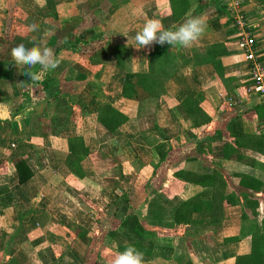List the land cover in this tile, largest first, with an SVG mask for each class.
Here are the masks:
<instances>
[{
  "label": "crops",
  "instance_id": "0c3cea01",
  "mask_svg": "<svg viewBox=\"0 0 264 264\" xmlns=\"http://www.w3.org/2000/svg\"><path fill=\"white\" fill-rule=\"evenodd\" d=\"M252 1L264 7V0ZM83 2L90 13L97 12L105 3L109 4L106 16L97 25L99 34L93 31L94 25L77 27L84 38L92 39V45L100 43L103 37L97 54L86 61V65L99 69L102 78L90 77L77 67V59L83 57V52L71 59L59 58L58 68L71 70L73 77L71 75L70 78L82 81L86 86L77 88V95L73 96L74 106L81 97L103 98L102 103L89 112L91 115L103 104H109L127 120L114 135L96 125L94 129L77 134L76 126L68 123L71 116L65 117L57 126L50 124V117L55 116H49L48 109L46 114L42 110L39 114L23 111V95L19 93L23 88L16 90V81L27 85L32 79L23 73L24 68L18 70L17 79H12L13 92L18 94L10 98L6 95L5 98L0 93V264H112L116 254L114 249L131 243L142 244L149 250V255L144 256L145 264L157 259L174 262L188 259L192 264H248L251 227L246 221H241L240 205L244 202L243 194L257 200L258 217L254 229L264 236V193L239 187L236 176L252 179L264 186V148L255 144L256 141L264 143V101L259 94L244 93L248 77L238 35L244 31L248 33L250 26L254 32L257 56L264 65V15H253L251 0H186L187 11L177 22L172 21L168 0ZM51 5L54 7L53 3ZM236 13L243 19L242 25L235 19ZM0 16L2 51L3 47L13 44L5 43L2 34L5 18L2 14ZM189 16L206 19L207 28L200 41L191 49L171 47L167 43L161 46L174 55L175 74L179 80L201 95L197 106L189 108L196 126L181 108L185 94L172 81L164 84L165 92L157 98L137 102L120 96L126 71H146L147 56L154 44L137 50L132 40L142 30L146 19H159L165 29L176 30ZM10 33L13 34L8 29L9 36ZM25 40L23 44L29 48L36 43L31 44L28 38ZM213 45H220L225 50V54L218 58L221 77L215 75L210 64L195 66L192 63L193 50ZM116 46H124L127 51L123 70L115 67L113 51ZM142 54V68L134 70L139 67L135 58ZM0 61L1 73L3 64L7 62L1 52ZM105 71L106 75L103 74ZM62 73L57 70L54 79L59 82L66 78V75L59 76ZM6 77L0 76V84L7 80ZM94 79H100L99 85ZM62 97L67 102L71 95L64 93ZM191 103L193 98L186 101V105ZM86 104L91 103L88 101ZM67 105L71 107L70 101ZM84 108L81 107L82 112L86 113ZM13 115L15 117L11 118ZM32 118L39 125L32 122ZM159 118H163L161 125ZM168 131L181 136L176 148L171 145ZM77 136L88 148V155L80 163L82 179L72 175L63 164L67 155L66 140ZM102 136L104 139L100 141ZM204 136L208 137L210 147L206 155H201L194 145ZM122 138L127 142L122 149L126 154L125 164L132 172H128L129 176L124 171L114 175L104 173L99 169V161H108L112 167L116 162H122L115 161L113 157L109 161V155L96 152L107 145L110 149L109 144L114 146L117 139ZM117 149L121 151L119 146ZM18 160H22L31 172L30 179L23 184L18 183L14 168ZM144 170L145 175L141 176L140 172ZM215 170L220 171L225 179L222 193H234L236 205L223 204L220 221L215 225L198 228L174 224L172 215L179 204L204 190L210 191L175 178L174 172L201 175L212 174ZM125 177L131 180L124 182ZM141 177L147 179L137 191L132 185H137L136 180ZM105 179H112L107 182V193L111 186V196L118 197L123 192L129 195L127 212L120 219L113 215L116 213L114 210L113 216L98 218L89 215L93 211L86 207L87 211L83 210L82 201L78 198L79 190L70 184L90 182L100 191L106 189ZM132 179H136L135 184ZM103 210L105 213L104 208H97L96 212L102 217ZM131 219H134L135 226L142 221L147 228L133 226L130 229L131 240L128 241L126 230L121 229ZM204 242L208 245L203 252L181 250L188 244L195 247L197 243Z\"/></svg>",
  "mask_w": 264,
  "mask_h": 264
},
{
  "label": "trees",
  "instance_id": "16d2710c",
  "mask_svg": "<svg viewBox=\"0 0 264 264\" xmlns=\"http://www.w3.org/2000/svg\"><path fill=\"white\" fill-rule=\"evenodd\" d=\"M169 9L171 12L172 21L177 22L187 11L186 0H168ZM54 21V20H53ZM52 21L49 24L47 30H44V38L40 44V47L47 46L52 48L59 58H74L79 56L83 52L84 46L88 47L92 43V39L89 37L86 39L81 35V31L77 29L74 25L58 27V24H54ZM7 23V22H6ZM74 29V30H73ZM3 37L5 43L8 44H21L25 39H21L16 43L14 36L11 37L8 34L7 24L3 23ZM225 54V50L220 45H213L198 50H193L191 59L195 66L210 64L213 71L217 77H221V67L218 58ZM113 58L115 60V67L117 69L123 70L125 59L127 58V51L124 46H116L113 51ZM13 72L9 73L11 80L17 79L18 68L14 66ZM176 59L173 54H171L167 48L161 46L160 44H154L151 52L147 56V68L145 72H130L126 71L122 86L120 96L126 100L130 101H142L148 98H157L164 94V84L167 81H172L177 85L185 94V99L181 103V108L183 109L185 115L189 120L195 125L189 108L196 107L197 103L201 99V95L187 86L184 82L179 80L176 76ZM23 69V68H22ZM24 70V69H23ZM61 70V68H56L53 71L40 74L39 80H30L27 85H23L16 81V87L23 88L20 91V95H25L30 89L35 91H46L49 87V83L55 81L56 71ZM55 71V73H54ZM66 73H73L71 70L66 69L61 75L64 76ZM73 75V74H72ZM73 78H61L59 81L61 83L60 91L65 90L64 87L67 86L66 95L72 91V84L74 83ZM37 89V90H36ZM15 96L18 94L14 92ZM61 93L56 92L52 96V103H60V107H65L67 114L66 117L72 116V111L74 107V97H69L71 107L67 105L65 99L60 96ZM6 96V95H5ZM14 96V95H13ZM193 98V103L186 105L188 99ZM185 101V102H184ZM56 102V103H55ZM48 101L44 104L43 112L46 114L48 109ZM15 116H11L14 118ZM54 119L55 117H51ZM127 117L118 112L109 104H103L100 106L93 114L94 125L100 127L105 132L114 135L117 129L125 123ZM196 126V125H195ZM202 140L194 145L195 149H199L201 155H206L209 152V139L204 136ZM257 145H262L264 148V143L261 144L260 141H256ZM67 155L63 161L66 169L75 177L82 179L83 173L81 171L80 163L88 155V148L84 145L82 138L75 137L66 140ZM14 168L17 173V180L19 184L25 183L31 177V172L27 169L25 163L22 160H18L14 163ZM175 178L182 180L185 183L193 184L204 189H210L209 193L204 190L203 192L188 198L181 204H179L173 211L172 221L176 225H190L198 228H204L211 225H215L220 221V214L223 204L226 205H236L234 193L225 195L222 190L225 187V179L221 175L220 171H214L212 174H183L181 172H174ZM239 178L238 186L243 189H248L253 192L261 191L264 193V186L256 184L254 180L248 179L242 176H236ZM217 189V192H216ZM219 189V190H218ZM243 194V193H242ZM244 202L240 205L241 207V221H246L251 227L250 231V248L249 255L246 258L248 264H264V236L255 230L258 217V203L253 197H248L243 194ZM195 215V218H193ZM132 245L139 251L144 253V256L149 255V250L139 243H131L124 246H117L114 250L122 252L126 246ZM150 264H192L188 259H179L174 261H163L160 259L154 260Z\"/></svg>",
  "mask_w": 264,
  "mask_h": 264
},
{
  "label": "rangeland",
  "instance_id": "374dc122",
  "mask_svg": "<svg viewBox=\"0 0 264 264\" xmlns=\"http://www.w3.org/2000/svg\"><path fill=\"white\" fill-rule=\"evenodd\" d=\"M79 1V2H78ZM253 1L251 0V3L249 4H253L252 9H254V14L256 16H261L264 15V7L259 6V4H255L252 3ZM51 3L54 4L51 5ZM6 4L7 7L2 11V18L5 21V24H7V28L9 29L10 32H12L13 34H11L10 36H14V40H16V43L18 44V41H21V39H25L28 38V42H30L31 44H33V42H36L37 45L39 44L40 40L42 41L44 38L43 35V31L47 30L49 24L52 23V21L54 22V24H58L59 28H62L64 25H74L76 28L79 27L81 28V26H83L84 28L90 25H94L93 26V31L96 34H99V26L101 24V21L103 20V18L106 16V6L109 4L105 3V6L102 5L101 8H99V10L96 12H89V9L87 8V6H85V3L83 2V0H46V6L44 7H40V5L37 3V0H6ZM1 12V11H0ZM83 13V14H82ZM93 13V14H92ZM82 14V15H80ZM7 15L9 17H7ZM237 15V17H235L236 20H238V22L242 25L243 23V19H240L239 14H235ZM83 17V18H80ZM1 19V16H0ZM242 21V22H241ZM2 22V19H1ZM7 22V23H6ZM32 23H36L38 24L39 27V31L38 32H31L29 30V26ZM94 23V24H93ZM246 23V22H245ZM248 33L250 35H254L253 30L250 29V26L248 27ZM33 37H35V41H33ZM26 41V40H25ZM101 42H95L93 43V45L91 44L90 46L86 47L84 46L83 48V57H80L79 59H77V63L79 64L77 67L84 71L86 75L90 76V77H94L95 75L97 77H99L100 79L102 77H100L99 75V69L97 67H93L90 65H86L87 64V60L89 59V57L91 55H96L97 51H99V45H101V43L103 42V37L100 40ZM29 43V44H30ZM35 43V44H36ZM41 43V42H40ZM40 45V44H39ZM38 45V46H39ZM13 47H15L16 45H12ZM12 46L9 47H3L1 52L2 57L7 58V62L3 64V68L2 72L0 73V76H8L6 77V81L2 82L0 84V93L3 97L6 98L5 95L8 96V98L12 97V95L14 94L13 92V87H14V82L13 80L10 79V74L11 72H13L14 70V64L11 61L10 58V52L11 49L13 48ZM99 53V52H98ZM134 57H132L131 59H133ZM70 59V58H69ZM143 54L141 56H137L135 58V61H138L139 63V67L135 68L134 70H141L142 65H140L141 62H143ZM258 62L261 65V70L264 73V65L261 63V60L258 58L257 59ZM0 64L1 61H0ZM89 64V63H88ZM185 69V68H183ZM18 70H20V68H18ZM79 70V71H80ZM8 73V74H7ZM42 74V73H41ZM104 75L107 74V72L105 71L103 73ZM72 74H68L66 73L67 78H70ZM103 76V75H102ZM73 77V75H72ZM2 78V77H1ZM99 79V80H100ZM99 80L94 79V82L99 85ZM74 83L72 84V91H70V95L71 96H75V94L77 95V88L79 86H82V81H73ZM61 83H59L57 80H55L54 82H50L49 83V87L46 91H35L33 89H30L27 94L23 95L21 102L22 104V108L23 111L25 112V110H27L29 112V114L35 113L37 112V114H39L40 110H42L43 112V105L46 104V102L48 101V113L49 116H55L54 119H52L50 117V124H54L55 126L59 125V123L63 122L65 119V115L67 114L65 107H60L58 105H60V103H56L53 104L52 103V96L58 92L61 93L60 96H62L64 94V92H67V86L64 87L65 90H61ZM83 88H85V84L82 86ZM87 90H90V88H88ZM69 93L67 95H69ZM64 99V98H63ZM93 99V100H92ZM86 99V97L83 99L82 97L77 100L76 105L73 108L72 111V116L71 118L68 119V123L71 122L74 126H76L77 128V134H81L83 131H88L89 129H94V122H93V115H91L89 112L94 110L95 106H98L100 103H102V101L104 100L103 98H98L95 99ZM69 101V98H67V103ZM90 102L91 104H86L87 102ZM41 104V106L39 105ZM81 107H85L84 110H86V113H83V109H81ZM160 114V113H159ZM161 116V114H160ZM34 118H36V116H33ZM34 118H32L33 120H31L32 122H35L37 125H39V122L37 120H35ZM35 120V121H34ZM163 118H159L158 119V123L161 125L163 124ZM169 138H171V145L176 148V146H178V142L181 140V136L176 135L177 133H170L169 131L167 132ZM184 138V136H182ZM178 138V139H177ZM103 136L101 137L100 141L103 140ZM185 140V138H184ZM186 141V140H185ZM117 143L113 146L110 145V149L107 146L103 147V148H99L98 152H96L99 155H109V158H107V160H111L112 157L114 158L115 161L120 160L122 162V164H118L116 162V166L112 167V164L108 161H99L98 162V166L99 169L104 170V173H109L111 174H119L120 172H125L127 176L128 172H132L130 171V168L127 166V164H125L126 161V154L122 151V149H124L125 145V140L122 139H117L116 141ZM127 143V142H126ZM117 146L120 147L121 151L117 149ZM115 147V148H114ZM96 150V149H95ZM174 150V149H173ZM172 150V152H173ZM127 152V151H126ZM95 151L92 153V156H94ZM130 155V153H129ZM131 156V155H130ZM101 170V171H102ZM148 170L150 171V168H148ZM148 171V172H149ZM139 173V172H138ZM140 174H142L141 176L145 175V170L142 171V173L140 172ZM126 176V177H127ZM124 182H129L131 179L130 177L126 179ZM147 178L145 177H141L140 180L139 179H134L137 182V185L135 184V181L132 179L133 184H135V186L132 188L136 189L137 191H140V187L143 184V182H145ZM109 181H111L110 179H105L104 183L106 181V183ZM114 182V181H112ZM72 185H74L75 188H77V190H79V196L78 198H80V200L82 201V205H83V210H85L86 208L90 211L92 210L93 213H89V215L91 216H98V218H103L104 216H113L116 215L117 219L122 218L125 214H126V208H127V202L126 200L129 198V195L127 194V192H123L121 194L117 196H111L112 193V189L110 186L109 189V193H107V188H109L108 183L104 184V187L106 189H101L99 191V188H97V186H95L94 184H91L90 182H84V183H79V184H73L70 183ZM123 186V185H121ZM139 188V189H138ZM73 201L76 202V197L73 196ZM153 203V202H152ZM86 207V208H84ZM97 208H104L106 211L104 213L103 210V216L101 217V214L97 213ZM112 210H114V213L112 215ZM95 213V215H94ZM134 223V219L130 220V223H126V226L124 228L121 229V231L126 230V234H127V239L128 241L131 240V232L130 229H132L133 226H135ZM133 224V225H131ZM145 227L147 228V226L144 224V222H137V225L135 226V228H142ZM178 230V229H177ZM178 232H180V230H178ZM209 240V237H208ZM211 241V240H210ZM198 245H196L195 247H193L191 244H188L187 246H185L183 249L186 252H190V250H196L199 252H203L208 243H197ZM184 245V244H183ZM181 246V244H180ZM180 250V251H181Z\"/></svg>",
  "mask_w": 264,
  "mask_h": 264
},
{
  "label": "clouds",
  "instance_id": "9594fccd",
  "mask_svg": "<svg viewBox=\"0 0 264 264\" xmlns=\"http://www.w3.org/2000/svg\"><path fill=\"white\" fill-rule=\"evenodd\" d=\"M37 3L40 7L46 6V0H37ZM6 7V0H0V11ZM39 27L38 24L32 23L29 30L38 32ZM206 28L207 22L203 16H189L176 30L165 29L159 19H146L142 30L132 38L133 47L139 50L153 44L163 45L167 43L171 47L179 46L191 49L200 41ZM123 35L129 40L126 34ZM32 39L35 41L36 38L33 37ZM10 58L17 68H24L23 73L33 81L39 80L41 73L55 70L61 63L52 48L40 47L35 44L30 48L23 43L16 45L11 49ZM112 264H145L144 253L134 246L128 245L122 252H116Z\"/></svg>",
  "mask_w": 264,
  "mask_h": 264
},
{
  "label": "built area",
  "instance_id": "2783aa9c",
  "mask_svg": "<svg viewBox=\"0 0 264 264\" xmlns=\"http://www.w3.org/2000/svg\"><path fill=\"white\" fill-rule=\"evenodd\" d=\"M238 45L243 52L246 74L248 77V81L244 87V93L259 94L264 101V73L262 72L261 65L257 60L258 56L256 53L255 39L252 35L244 31L238 35Z\"/></svg>",
  "mask_w": 264,
  "mask_h": 264
}]
</instances>
